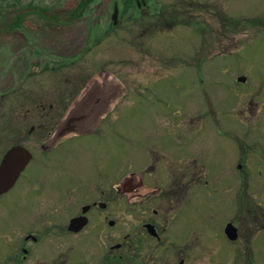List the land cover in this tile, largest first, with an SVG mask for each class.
I'll return each mask as SVG.
<instances>
[{
  "label": "rangeland",
  "instance_id": "obj_1",
  "mask_svg": "<svg viewBox=\"0 0 264 264\" xmlns=\"http://www.w3.org/2000/svg\"><path fill=\"white\" fill-rule=\"evenodd\" d=\"M176 13L184 20L174 21ZM262 23L264 0H0V161L15 145L33 154L0 195V264L31 226L35 189L79 200L102 155L109 186L135 172L162 189L171 177L195 180L193 162L181 160L197 159L202 181L171 229L201 256L188 264H264V112L245 107L250 92L264 100ZM73 110L86 119L67 134L93 130L70 145L79 160L43 171L34 143L65 127ZM131 208L118 202L106 214L118 211L128 231L141 218ZM230 222L235 241L224 233ZM40 242L33 256L48 260L54 238ZM76 242L67 264H98L94 242ZM9 264H31V255Z\"/></svg>",
  "mask_w": 264,
  "mask_h": 264
},
{
  "label": "flooded vegetation",
  "instance_id": "obj_2",
  "mask_svg": "<svg viewBox=\"0 0 264 264\" xmlns=\"http://www.w3.org/2000/svg\"><path fill=\"white\" fill-rule=\"evenodd\" d=\"M135 1L138 7L142 2L144 3V0ZM261 27L264 29V23L261 24ZM253 92H250V98L245 102V107L250 109V113L252 111L256 113L258 110L264 112V100L261 101L262 99L259 100V97H257L261 91ZM262 120L264 124V116ZM63 128L67 130H61L62 128L58 131L55 130L53 135L46 139L47 141L34 143L38 145L37 147L43 149L38 159L39 167L43 171H45L46 166L52 169L57 165L60 167L57 171L65 170L71 161H78L79 158L76 152L71 151L74 147H70V145L79 142L75 139L81 136L88 137L87 135L93 131L86 130L87 127L84 126L85 131L81 133L67 134L68 131L71 132L72 127L70 129L68 127ZM55 132L58 134L57 136H55ZM61 132L66 134L64 135ZM48 144L49 147L46 148ZM26 149L30 152L28 148ZM32 155L24 169L31 163ZM181 161L182 163L193 162V168L195 169H193V172L198 174L196 179L182 182L173 180L171 177L170 183L166 185L165 189L156 186L157 181L155 180L145 182L142 174L137 179L133 178V174L130 177L122 174L120 179L109 186L107 161L103 155L99 158V165L95 167L94 171L87 173L91 178L87 181V189L81 192L79 200L63 196L59 199L41 198L40 194L44 192V189L39 190L36 188L34 192L38 199L36 206L32 209V213L35 215L32 216L31 226L21 234L20 240H16L11 246V252L14 248L15 250L9 255L5 264H9L13 260V255L16 258L20 255L24 261L31 255V264H67L69 259L67 251L77 244L78 236L80 241H93L95 248L102 253L101 257L96 256L98 264H188L189 258H191L190 261H200L199 252L194 253L186 250V243L171 230L177 216L183 211L186 202L189 201L192 187L197 183H201L202 180L200 179L204 173L203 166L197 159L192 158ZM168 164H171V162L166 163V166ZM238 164L240 167L241 164ZM21 173L15 183L20 178ZM144 187L147 189L146 191H142V188L145 189ZM44 202L49 205L47 210L43 204ZM66 202H68L69 208L73 209L67 214H64L63 209H59V207H56V209L50 208L49 204ZM118 202L128 204L132 207L131 210L140 214L141 218L137 221L134 220L133 225L128 227V231H126L125 222L118 211H115L117 214L111 217L106 214L110 205H115ZM180 207L181 209L177 211L178 213L173 221L170 220L168 213ZM92 212L95 214H92ZM82 216L86 219L85 225L78 231L69 229L71 219ZM92 223H94L93 229L85 232L86 227ZM232 225L237 229V239L238 228L235 224ZM261 227H264V222ZM245 234L247 236L246 240H249L248 233ZM52 238H54L55 244L51 252L52 255L48 257V260L34 258L35 245L41 243L40 241L43 239ZM82 263L83 261L77 264ZM86 264L89 263L86 262Z\"/></svg>",
  "mask_w": 264,
  "mask_h": 264
},
{
  "label": "water",
  "instance_id": "obj_3",
  "mask_svg": "<svg viewBox=\"0 0 264 264\" xmlns=\"http://www.w3.org/2000/svg\"><path fill=\"white\" fill-rule=\"evenodd\" d=\"M238 81H245V77H238ZM17 155H19L20 160L18 165L15 167L13 172H11L8 176H5L8 169L7 159L10 160V156L14 158ZM30 158V152L21 145H15L7 149L0 161V194L5 193L12 187L19 174L29 162ZM85 223V217H75L71 219L69 229L78 231L83 225H85ZM224 232L229 240H235L237 237V229L231 223L226 225Z\"/></svg>",
  "mask_w": 264,
  "mask_h": 264
},
{
  "label": "bare ground",
  "instance_id": "obj_4",
  "mask_svg": "<svg viewBox=\"0 0 264 264\" xmlns=\"http://www.w3.org/2000/svg\"><path fill=\"white\" fill-rule=\"evenodd\" d=\"M96 105H97V103H96ZM89 109H91L92 111L94 110V109H92V107H90ZM81 112H82V110H79V111L78 110L77 111L73 110V111H71V113H68L69 115L65 119V123L62 122L61 125H63V123H64L65 127L69 125L68 128L70 129V127H72V129H73L74 128V124H79L83 120L86 119L85 113L87 111L84 113V115H82ZM60 128H63V127L60 126L58 129H60ZM9 158H10V160L7 159L8 169L6 171L5 176H8L11 172H13L15 167L18 165V162L20 161L19 160V155L15 156L14 158L12 156H10Z\"/></svg>",
  "mask_w": 264,
  "mask_h": 264
},
{
  "label": "trees",
  "instance_id": "obj_5",
  "mask_svg": "<svg viewBox=\"0 0 264 264\" xmlns=\"http://www.w3.org/2000/svg\"><path fill=\"white\" fill-rule=\"evenodd\" d=\"M135 3H136V1H135ZM137 4V3H136ZM82 4H80V6H81ZM216 12V15H219L220 16V14H221V18H222V20H225L226 22H227V19H226V17L224 16V15H222V13H220V9H218V12H217V10L215 11ZM174 14V13H173ZM181 14V13H180ZM180 16V17H179ZM173 19H174V21H181V20H184L182 17H181V15H178V13H176V15H173ZM228 21L231 23V24H234V25H238L239 23H240V21H238V20H235V19H228Z\"/></svg>",
  "mask_w": 264,
  "mask_h": 264
}]
</instances>
